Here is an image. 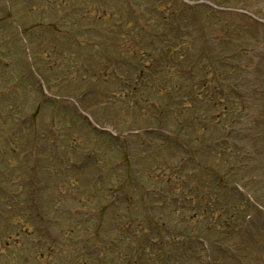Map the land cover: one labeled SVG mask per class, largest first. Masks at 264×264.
Segmentation results:
<instances>
[{
	"label": "rangeland",
	"instance_id": "374dc122",
	"mask_svg": "<svg viewBox=\"0 0 264 264\" xmlns=\"http://www.w3.org/2000/svg\"><path fill=\"white\" fill-rule=\"evenodd\" d=\"M128 1L0 0V264H264V0Z\"/></svg>",
	"mask_w": 264,
	"mask_h": 264
}]
</instances>
